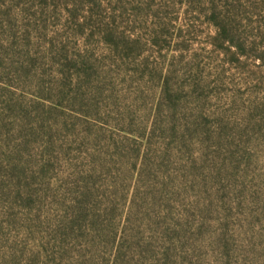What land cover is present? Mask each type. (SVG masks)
Instances as JSON below:
<instances>
[{
  "label": "rangeland",
  "instance_id": "374dc122",
  "mask_svg": "<svg viewBox=\"0 0 264 264\" xmlns=\"http://www.w3.org/2000/svg\"><path fill=\"white\" fill-rule=\"evenodd\" d=\"M0 264H264V0H0Z\"/></svg>",
  "mask_w": 264,
  "mask_h": 264
},
{
  "label": "trees",
  "instance_id": "16d2710c",
  "mask_svg": "<svg viewBox=\"0 0 264 264\" xmlns=\"http://www.w3.org/2000/svg\"><path fill=\"white\" fill-rule=\"evenodd\" d=\"M211 22L216 26L219 35L231 43V27L229 26V17L226 13L215 12L212 10L210 16Z\"/></svg>",
  "mask_w": 264,
  "mask_h": 264
}]
</instances>
